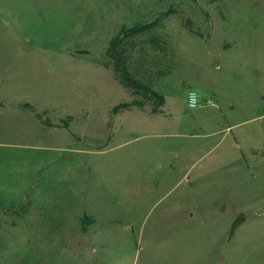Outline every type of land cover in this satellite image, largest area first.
Wrapping results in <instances>:
<instances>
[{
    "label": "rangeland",
    "instance_id": "obj_1",
    "mask_svg": "<svg viewBox=\"0 0 264 264\" xmlns=\"http://www.w3.org/2000/svg\"><path fill=\"white\" fill-rule=\"evenodd\" d=\"M155 19L147 70L171 135L139 139L133 107L112 113L137 94L106 49ZM192 89L234 111L188 107ZM227 119L226 138L202 136ZM220 140L234 170L205 148L193 170L213 178L143 194L139 158ZM0 264H264V0H0Z\"/></svg>",
    "mask_w": 264,
    "mask_h": 264
},
{
    "label": "crops",
    "instance_id": "obj_2",
    "mask_svg": "<svg viewBox=\"0 0 264 264\" xmlns=\"http://www.w3.org/2000/svg\"><path fill=\"white\" fill-rule=\"evenodd\" d=\"M200 97L202 100L201 104H203V106L200 104L199 106L195 107L199 108V111L202 110L201 107L204 108L207 106L206 101L208 100L212 101L210 106L213 107L214 110L217 109V111L220 113H224L225 116L227 111H234V103L232 100H230V98H228V96L200 95ZM132 102H135L130 107L134 108V122L132 127L138 132L136 138H164L171 135L169 131L171 126L163 125L161 121L156 119V116L163 115L164 113V109L162 108V105L164 104V98L162 103H157L153 95L138 93L136 96H134ZM119 110L112 111V113H116ZM41 121L45 123L43 120ZM236 124L237 123L235 122L230 123V121L227 119L225 120V126H221V128L202 134V136L214 137L222 133V138H226L229 134H227V132H229V128ZM191 125L197 126L200 125V123L196 122ZM216 126L219 127L220 123H216ZM17 128H19V126H17ZM168 147L172 146L162 144V147L156 149L159 150L161 154H163V156L161 155V158H139L138 162L136 160L137 174L142 180L146 181V185L144 186L146 189L143 191V194L146 196L171 195L179 186V184H182L185 181L189 182L187 187L191 190V182H193V180L198 182L213 178L214 175L208 174L206 165L204 167H200L198 170H193L196 162L204 155L202 153L204 152L205 148H208L206 152H213L210 164L214 167L226 166L234 170L236 164H238V162L243 159L242 153L239 152L236 144L234 142H230L229 140H220L202 144L195 142L186 146L182 144L179 145L176 150ZM165 152H168L169 155L167 156ZM178 195L181 196L182 194L179 193ZM82 218H84V222L81 221ZM95 221V218L91 215H83L82 217H78V230L84 235H89V238H92V231H90V229L93 228V223H95Z\"/></svg>",
    "mask_w": 264,
    "mask_h": 264
},
{
    "label": "trees",
    "instance_id": "obj_3",
    "mask_svg": "<svg viewBox=\"0 0 264 264\" xmlns=\"http://www.w3.org/2000/svg\"><path fill=\"white\" fill-rule=\"evenodd\" d=\"M156 26V19L146 23H134L127 27L122 26L109 40L106 55L112 63L116 78L123 86L130 89L131 93L150 94L155 97L157 103H162L163 97L152 89L151 74L147 70L148 65L155 62V58L148 50L149 45L156 50L163 48L161 37L154 31ZM134 103L121 102L115 105L112 111L130 107ZM22 105L31 108L28 103ZM81 221L84 222V218Z\"/></svg>",
    "mask_w": 264,
    "mask_h": 264
},
{
    "label": "built area",
    "instance_id": "obj_4",
    "mask_svg": "<svg viewBox=\"0 0 264 264\" xmlns=\"http://www.w3.org/2000/svg\"><path fill=\"white\" fill-rule=\"evenodd\" d=\"M208 103H211V100L207 101ZM201 103V97L199 93L196 90H189L186 94V105L188 107L194 108L198 106Z\"/></svg>",
    "mask_w": 264,
    "mask_h": 264
}]
</instances>
